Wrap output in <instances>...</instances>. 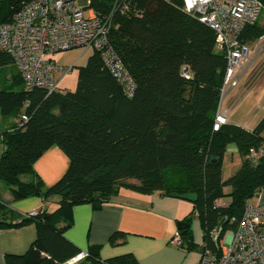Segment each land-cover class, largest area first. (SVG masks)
Instances as JSON below:
<instances>
[{"label": "trees", "instance_id": "1", "mask_svg": "<svg viewBox=\"0 0 264 264\" xmlns=\"http://www.w3.org/2000/svg\"><path fill=\"white\" fill-rule=\"evenodd\" d=\"M33 1L0 0V25ZM114 2L90 0L88 7L100 17L111 15L109 43L135 83L133 97L124 95L98 52L76 67L73 91L27 93L19 74L10 89L0 88L1 118H18L0 128V183L15 201L59 198L55 210L33 216L18 215L0 199V231L29 224L36 229L26 253L5 255V264H63L78 255L79 249L64 237L73 207L86 204L99 210L118 188L143 195L195 194L192 211L183 220L188 226L178 231L179 247L219 253L245 205L264 189V117L251 130L231 123L212 130L226 69L224 55L215 51L214 32L187 15L182 0H127L126 12L111 13ZM263 35L264 27L256 22L243 30L241 42ZM10 65L12 59L0 54V69ZM184 66L192 73L190 81L181 76ZM21 113L27 118L22 124ZM231 144L241 164L223 180V157ZM53 147L66 155L69 165L47 187L33 165ZM260 148L257 164L246 159L250 149ZM225 197L229 204L216 206ZM193 216L202 229L201 247L193 242ZM124 240L125 234L117 232L109 243ZM99 249L90 247L79 264H138L130 253L102 260Z\"/></svg>", "mask_w": 264, "mask_h": 264}, {"label": "built area", "instance_id": "2", "mask_svg": "<svg viewBox=\"0 0 264 264\" xmlns=\"http://www.w3.org/2000/svg\"><path fill=\"white\" fill-rule=\"evenodd\" d=\"M183 11L209 27L215 34V51L224 55L226 69L219 92V105L214 115L213 131L229 123V109L221 108L229 92L237 88L249 69L264 53V35L250 43L241 42L246 27L253 26L264 8L260 0H182ZM128 10L127 0H115L111 13ZM111 15L88 16L76 0H35L17 12L10 22L0 25V54L9 56L22 80L23 89L46 95L61 93L59 76H66L72 67L52 60L57 53L82 50L98 52L101 60L128 98L133 97L135 83L109 43ZM184 80L192 73L181 69ZM27 120L20 114V123ZM20 124V125H21ZM263 149H250L246 159L257 164ZM256 198L259 199V196ZM219 206V205H216ZM39 212V211H38ZM37 212L27 213L28 216ZM211 236H217L214 231ZM171 244L179 247L176 232ZM88 256L80 252L63 264H79ZM197 264H264V207L246 204L241 219L228 240L220 243V252L204 251Z\"/></svg>", "mask_w": 264, "mask_h": 264}, {"label": "crops", "instance_id": "3", "mask_svg": "<svg viewBox=\"0 0 264 264\" xmlns=\"http://www.w3.org/2000/svg\"><path fill=\"white\" fill-rule=\"evenodd\" d=\"M89 1L76 0L84 9L86 16L94 12L93 9L88 7ZM90 55L89 53H76L75 51L74 61L71 60V56L64 55L60 65L71 66L72 68L81 67L85 65ZM10 67L15 66L10 65ZM64 77L59 76L60 83ZM1 123L3 125L2 129L12 126L8 122L4 124L2 121ZM229 123L231 122L229 121ZM240 126L247 130L253 129V127L249 128L244 124ZM262 137L264 138V132ZM2 151L3 148L0 144V157ZM227 153L232 156H239L237 147L234 144L226 147L225 154ZM68 165L69 160L66 155L59 148L53 147L34 163L33 169L44 184L49 187L63 176ZM223 165L224 159L222 162V178L226 180L229 176H224ZM234 165L237 167V163ZM228 173L230 175L231 172ZM225 188H223V192ZM258 196L259 199L253 198L249 203L264 207V189L260 190ZM0 199L18 215L44 209L53 211L56 209L59 200L58 197H52L48 200L31 197L15 201L12 199L8 188L2 183H0ZM229 201V198H222L216 201V205L226 206ZM191 207L192 203L190 202L165 196L158 192L143 195L126 188H118L110 201L99 210H94L86 204L73 207L71 226L65 231L64 237L76 246L80 252L88 253L90 247L98 246L100 248L99 256L102 260L130 253L135 257L138 264H197L201 251L185 252L180 247L171 244V239L178 232L177 224L183 222L190 215ZM190 228L193 242L201 247L202 229L196 216H193ZM117 232L124 233L125 240L111 245L109 238ZM35 238L36 229L32 224L0 231V264H5L4 256L7 254H25Z\"/></svg>", "mask_w": 264, "mask_h": 264}, {"label": "rangeland", "instance_id": "4", "mask_svg": "<svg viewBox=\"0 0 264 264\" xmlns=\"http://www.w3.org/2000/svg\"><path fill=\"white\" fill-rule=\"evenodd\" d=\"M80 1V0H78ZM259 26L264 27V8L257 20ZM76 53L83 52L82 50H73L65 53H57L52 57V60L61 64L64 55L71 56L74 61ZM70 60V61H71ZM19 78L15 67H6L0 69V88L10 89L12 84ZM77 69L76 67L63 78L60 83L62 92L73 91L76 86ZM221 108L229 109L231 124L240 126L242 124L249 128L255 127L258 122L264 117V53L257 59L253 66L249 69L248 73L243 77L239 86L229 92L227 97L223 100ZM15 124L18 118L11 117L7 120H2L0 116V128L3 127L2 122ZM2 129V128H1ZM223 174L225 177L233 174L240 165V157L232 156L230 153L224 154ZM237 163V167L234 164ZM228 172H231L230 175ZM230 188L226 186L225 194L230 192ZM227 198V197H225ZM192 209V207H191ZM198 220V219H197ZM230 238V233H227L224 240Z\"/></svg>", "mask_w": 264, "mask_h": 264}, {"label": "water", "instance_id": "5", "mask_svg": "<svg viewBox=\"0 0 264 264\" xmlns=\"http://www.w3.org/2000/svg\"><path fill=\"white\" fill-rule=\"evenodd\" d=\"M169 196L173 197V198H178V199L190 202V203H194L196 201V195L192 194V193H187V194H183V195L170 194ZM187 226L188 225L186 223L179 222L177 224V230L180 231V230L186 228Z\"/></svg>", "mask_w": 264, "mask_h": 264}]
</instances>
